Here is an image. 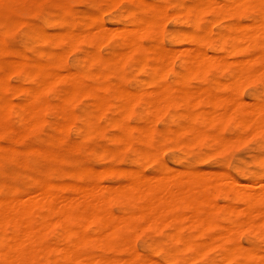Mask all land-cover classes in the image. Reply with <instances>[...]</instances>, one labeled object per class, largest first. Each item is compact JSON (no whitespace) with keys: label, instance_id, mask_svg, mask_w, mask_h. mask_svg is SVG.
Instances as JSON below:
<instances>
[{"label":"rangeland","instance_id":"rangeland-1","mask_svg":"<svg viewBox=\"0 0 264 264\" xmlns=\"http://www.w3.org/2000/svg\"><path fill=\"white\" fill-rule=\"evenodd\" d=\"M115 1L116 0H112V2L111 0H0V76L1 77L4 76L3 79L6 81V83H8V86L5 87V89H3V91L1 92V96L8 99L9 101L11 100L12 102L11 101L10 102L13 104L12 107L8 109L7 111L0 112V144H9L10 146L17 149L18 151L24 152L22 153L23 157L20 163L8 157H6L8 159L0 157V196L4 194H10L14 196L16 195L26 196L28 195V193L33 191L36 185V182L39 180H48L49 182L51 181V183L54 181L56 184L60 182H61L60 184L62 183L65 184V182L67 183L69 181H73V182H77V184L84 183V185H86V184H91V183L93 184L94 182L95 184H97V186H100V187L104 186L103 184L105 183L107 185L111 183V187H113L116 185L115 184L116 182L117 184L119 183L121 185V183H124L125 185V183L127 184L128 182L127 180L130 179L131 174L134 172L144 173L143 175H146V174L150 175L152 173L155 174V172H157L155 176L159 175V173L160 174L164 173L165 175H167L168 172L170 173L171 171L172 173V171H174V169H172L171 166L173 168L176 167L177 170H179V168L184 167L185 169H188V170L189 169L195 170L196 168L195 171H197L199 168L200 171L201 169L204 170L203 173H207L206 170L207 171L209 170V175L211 173L212 175L214 174L215 176L223 172L222 174L217 176L218 178L219 176L220 177H224V175L226 176V178H222V182H221L222 185L219 182V185H221L223 189L224 188L226 189L228 186L231 185L230 179L233 178L235 182H238L239 184L241 183V186L239 185L240 187H243L244 186L243 184H246L248 182L249 183L255 182V184L257 183L255 185L256 189L255 188L252 189L254 192H257L259 190L258 188L261 187V185L259 187V183L260 182H261L260 184L264 183L262 182L264 180V132L261 131L253 135L252 130H250V128H245V129L243 128V131H242L241 126L236 124L233 116H227L226 118L224 117L223 119H220L214 126L213 125H208V127L206 126L207 132H211V131L215 132L218 129V131L215 133L216 134L218 133V135H220L219 138L223 137V138H220V140L224 139L221 141L219 140L218 142H212L209 139H207V137H204V138L199 137L198 139H196L197 137L191 136L190 133L181 132L180 134L177 131L178 129H175L174 132L172 133L173 127L178 128L183 123V121H185L186 119V116L184 113L185 111H182L184 110L182 108V100H180L181 103L179 104L177 103L176 105L175 104L169 105L168 107L170 108L162 107V108H165L164 111L162 108H160V111H158V114L160 113L159 115L156 114L157 112L156 113L152 112L151 114L153 115L154 113L156 117H152L150 113H148V111L151 112L149 107H147L146 105H144V107L142 106L144 104L142 102L143 100H137L136 102L134 101L132 102L133 104L130 102L132 106L131 104H129L130 106L127 105L126 102H125V105L122 103L124 107L121 105V107H119L120 109L121 108L124 109L125 106L130 107V108L128 109L127 107L125 108L129 110V112H127V115L125 113L126 117L124 114H122V116H124L126 119H124L122 116L121 117L128 124L130 123L132 125L133 123L132 125L133 127L135 125L138 126L139 123L141 124L145 122L144 120L146 119L153 122L154 120L151 119L150 117L156 118V120L153 122L154 125L151 124V126L152 125L153 126H152V130L150 131V134L147 140L148 143L146 144L147 149H150L149 155L147 156L148 158L137 155L130 147L128 146L124 147L125 144L122 145V142L114 139V134L116 135L119 132V130L116 126L110 123V119L112 121L111 116L116 117V115L119 114L116 112H120V110H118L119 105H117L119 101L116 100L114 97L113 98L110 97L109 99L110 104L105 109L104 107H102L104 109L103 111L101 109L102 113L99 112L100 110H97L99 109L98 107L96 106L94 107L92 98L88 94L87 95L86 94H83V95L73 94V96H70V98H68L67 96L66 97L67 104H66V107L63 108V107L56 106L55 103H57L60 100V98H57V97H61V95L59 92L55 93L53 91L56 90L57 92L61 90L62 88H65V87L67 88L68 84L66 82L56 83L54 84V89L51 90L52 92L46 91L42 95L43 100L46 98L45 101H47L49 104L52 105L50 106L49 104H45V107L43 106L41 108L42 114L39 113V115H41V119H43L42 121L36 119V121H31L29 123L30 121L29 119L26 118V120H23V117L19 116L18 114L19 110H17L15 103L20 102L23 96L22 94H20L19 92L13 89V85L15 82H16L15 85H17V83L22 84V85H25V84L27 85L29 84V81L27 78L23 80L24 78L21 77L19 70L15 68L10 70V68H8V66L4 64L5 62L4 59H7V58L8 59L15 58V59H19V61L20 60L21 61H33V60L39 59L44 62H49L51 64L52 70L53 71L55 70L57 72H61V71L65 72V71H68L67 69H69V71L72 69L73 71L84 70V75L82 79L83 81H85V83L87 84L90 83V85L95 84V85L104 86L103 84L105 83V85H109L111 87L118 85L125 89L128 88V90L131 89L134 91L136 89V91H141V92L143 91V89L146 88L144 92L146 91L145 93L147 94H143V97H141V99H144V98L148 99V98L154 97L153 96L154 94L152 93V91L153 92L155 91L156 93L158 90H154L155 86H156L155 89H157L162 82H165L166 85L169 87H178L181 84H184L188 89L189 88L194 89V92H196L200 90L201 86L202 87L204 86L203 90L208 87L206 91H210L211 89H214L212 88L214 87V85H215V88L218 87L220 80H222L223 84H225V82H226V85L229 83L230 85L228 84L227 86H231L230 88H233L236 85L235 87L238 88V90L240 91H237L238 92V95H237L236 94L237 92L235 90L236 88L234 87L235 89L233 88L232 91L235 90L234 91L235 96H233V93L232 95L231 93H229V92H232L231 89H229V87H226V85L225 86L222 85L221 83L219 85L220 89L218 88L216 90L217 94L221 93L223 95L222 92L227 93V90H230L228 92V94L230 95L228 96L230 97L233 96L234 100H236L237 98L240 99L239 102H241V100L243 99L242 101L243 104L249 102V104H247L248 106L249 105L251 106L252 102L254 104L256 103V101H261V100L264 101V98H263L264 97V88H263L264 87V70L261 69L262 74L260 73V75H257V73L260 70L259 64L257 63L255 66L257 69L255 68L256 69L255 71L258 70V72L250 74V75L255 74L256 77L253 75V76L248 77L250 78L248 79L247 76L246 77L242 76V79L239 78L240 80H242V82L239 80H238L239 82H237V80L231 77L232 76L231 72L236 70V67H234V66H237L236 64L239 65L241 63H244V62H240V57H242L241 61L243 57L249 58L248 51L236 49L235 52L234 50H232L233 53L231 51L230 54L229 53L227 54V52H229L228 49L220 50L216 42V37L214 36V35H221L222 33H219V32H223V31L225 33L226 32L231 33V29L228 28L227 30H225L227 26L223 28L225 25H228V24L230 25L232 24L231 27H233L235 22L236 24L240 22H244L248 24L247 22L251 19L252 23L255 24V23L261 22L260 20H264V15L262 14L264 10H261V9L258 10L246 2H245L247 4L245 5L246 7H243L244 4L239 2V4H242L240 5L242 6L241 8L238 5V2L236 4L239 7H237L236 4L233 3L235 4L233 8L237 7L236 9H239V10L236 11V9H234L237 12V14L233 13V16H232L228 12L226 13L223 9H221L223 10L221 13L216 12L217 8H215V10L208 9L207 11L202 5L199 7V0H177L182 5H185V4L187 5V3L189 4V2H190V6L193 4V7L191 6V8L195 7L196 10L195 8L194 9L190 8V11L192 12L193 10H195L196 12L198 8L199 10L200 8L201 9L204 8L203 10L205 11L198 10L197 11L198 14L196 15L194 12L193 13L190 12L189 14L184 13V12H182L184 13L182 14L180 12L181 14L177 13L175 15L170 16L169 13L171 14L173 12L174 14V12L177 11L174 0H153L154 2L158 4H163L167 6L166 14L159 17L163 25L159 24L160 26L155 31V33L153 32L152 34H149V35H144V34L139 35L138 40L143 46L151 45V42L153 40L154 42H157L159 45H164L166 49L168 48L169 50H171L170 52L168 51L170 54L173 50L176 51L178 50V48L179 49L181 47L183 48V46L185 47L186 46L188 47L196 46V43L194 41H192L191 43L187 38H185V37H188V35L186 36L185 33L187 31H189V33L190 31H192V33L194 32V34L195 33L201 34L205 31V28H206L208 31H205V33L206 34L209 33L208 35L211 36L209 40H205L202 43V46L206 50L207 54L210 52L213 55L221 54V56H223L222 53H224L223 57L226 58V60L230 59V61H233L231 63L229 60H227V62H229V65H227L228 67L226 66L224 67L223 65L218 64L216 66H212L208 68L207 70H204L205 72H201L200 70L197 69L195 70V72H193L194 74H192L190 71H188V69H186L187 67L185 66V64L183 63L181 59L183 54L189 51L188 47H187L188 50L185 47L184 48L186 50L185 49L178 50L177 51V53L179 52L178 54L173 51L176 54L175 56H173L174 55L173 52H172L173 55L170 54L171 58L173 57L174 58L172 61H169V62H172V65L170 64L171 67L168 64L169 62L167 63L168 64L167 67L168 68L170 67V68L169 69L165 68L167 72L164 70L165 71L164 73L166 74L165 75L163 73L165 75L164 77L161 78L160 76L159 79L158 78L151 79L148 76V74L144 72L143 68H139L138 70H136L135 68L137 66L136 67L134 66L135 67L134 68L133 67L134 64L131 62L123 63L120 66L119 65L116 66V68L111 67L110 69L103 68L102 67L103 65L101 63H98L95 61L88 60L89 62L88 63L84 59L85 57L84 53L88 51L87 49L95 50L94 47L95 48L97 47L96 45L93 46L92 42L88 43L86 41L79 40L77 42H74L76 44L73 45L74 43L68 44L66 42L57 40L55 37H51V39H47V40H39V38H37L35 35H33V37H30L29 35L30 28L43 29L47 32L49 31L57 32L58 30L62 29V27H66V26H71V27L76 28L79 25V20L84 18L85 14L89 12L92 14L95 13L97 17L99 16V20L102 21V24L110 26V27L117 25V28L118 26L127 24V21H128L127 16H128V11H129L127 9L133 8L132 10L134 11V13L138 15L147 14V11L144 9H140L137 5L134 4L133 0H117L116 2ZM224 2H234V0L232 1L224 0ZM248 2L251 3V0H249ZM249 7H251L252 9ZM257 13L258 14L260 13V14L258 15ZM219 14L225 17L220 16L222 17L221 19H218V20L216 19L217 21L211 24V22L214 21V19L217 18ZM261 14L262 16H260ZM35 17H37V19ZM192 17H193L192 19L193 22L192 20H190ZM212 17H215V18H213L212 20L211 19ZM258 17H260L261 19ZM209 18L211 22L208 20ZM160 20H159V23H160ZM41 21H43V23ZM190 23H194V24H190ZM209 24H211V27ZM230 25H228V27H230ZM111 29L115 31L114 27L113 28L111 27L110 30ZM185 30L187 31L185 32ZM183 31L184 33H182ZM216 31L219 34H217ZM20 32H22L21 33L22 35L20 34ZM49 33L53 34V32H49ZM212 36L215 38H213ZM105 39H107L106 42H104ZM102 40L99 42L100 46L98 45L96 49V50H99V53L101 55L109 54L110 52L113 51V49L119 43L118 42L119 39L116 36H110V38L106 37ZM240 42L244 45L243 41H240ZM237 43L240 44L239 42ZM66 44H68V46L72 44L74 47L73 46L70 47L72 48L71 50L68 47V49L70 50L68 52L66 51L67 49L66 50L64 49L65 46H67ZM191 48L193 49L194 47H191ZM57 49L61 51L62 54H63V51L65 50L67 54L64 53V55L61 54L59 56L57 53L58 51L55 52ZM49 50L51 51L50 55H48ZM180 52H183V53L180 55ZM56 54L59 57L58 56L56 57ZM53 56H55L54 60H52ZM78 58L80 60H78ZM171 58L169 59L171 60ZM238 58H239L240 63H236L234 65L233 63L236 62ZM246 58H244V60H246ZM78 61L79 62L81 61V62L79 63ZM56 62L58 64H56ZM92 70L95 71L96 74L95 72L93 73ZM105 70L108 72H106ZM177 71H180V73H177ZM185 72L186 74L190 73L191 75L187 74L188 75V78H187L186 77L187 75L185 74ZM252 72H254V70ZM181 73L182 74L184 73L185 76L183 77ZM179 75L180 77H177ZM182 77H183V81H181L182 79L180 80V78ZM252 77H253V80H252ZM184 78H187V79L185 80ZM176 79L178 81L180 80L181 83L180 81L178 82ZM9 83L11 84L13 83V84L9 85ZM231 83H233L234 86ZM237 83H238V86H237ZM211 84L212 85L214 84V85L212 86ZM221 85H222V88H221ZM240 85L242 86V88ZM147 88L148 89L153 88L152 91L149 89V91H151L150 92L151 94L147 91ZM101 92H104L103 94L105 95H110V93H108L107 91H101ZM148 93H149V96H148ZM79 95H82V96H79ZM195 96H196V99L198 97H200L201 99L202 94H199L198 92H196ZM203 98L204 100L198 99L197 102L195 100V106L192 108L194 110V111L192 110L194 114L196 113L195 110L197 109H199V111L201 110L204 111L206 108L207 109L209 108L207 97L203 95ZM244 99L248 102H245ZM249 99H252L254 101L251 100L250 102ZM90 101L92 104L90 103ZM145 107L146 109L149 108L148 111H146ZM68 108L70 111H68ZM114 109L116 110L114 111ZM67 111L68 113L72 112L71 114L74 115L75 120L70 125H67V127L65 126L63 128V127H60L59 124L62 121L61 116L67 113ZM179 111H182L183 113L181 112L182 114H179L180 113ZM95 112L96 114H94ZM97 112L100 113V116L98 115ZM56 113L57 115H55ZM170 113L172 115H170ZM169 117L171 118L169 119ZM38 119H40L39 116H38ZM105 120H109V121H105ZM86 123H92L93 126L91 127L86 126ZM220 123L222 125L219 126ZM25 124L27 125L26 127L24 126ZM8 125H9V128H8ZM28 126L29 128H27ZM56 126H57V129H56ZM166 126H168L169 128L172 127L171 128L172 130L171 129L169 130V128L168 127L166 128ZM196 126L197 127L200 126V122H197ZM92 127H94V129ZM73 128H77V130ZM241 133L242 134L244 133L245 135H242ZM248 133H251L249 134L250 135L249 137H248ZM233 134H235V136H233ZM131 135L134 140L133 145L141 146V144L137 142L135 139V137L137 136L136 129L132 131ZM236 135L238 137L240 136V138L236 137ZM226 136L227 138H224ZM232 136L235 137L237 140L236 139L232 140L234 141V143L230 142L231 140H229L230 143H227L228 138L229 137L232 138ZM245 136L246 138H244ZM241 137L242 139L246 141L238 140V139H241ZM208 141L210 142L208 143ZM236 141H237L236 143L237 145L235 144ZM221 142L223 144L224 143L227 144V145L224 144V147L226 148H223V144L220 145ZM229 144L231 145L229 146ZM219 145L222 147H219ZM167 150L169 151L167 152ZM152 153L155 155H153ZM200 156L201 157L206 156V157L201 158ZM161 159L163 161H161ZM149 161L151 162L149 163ZM9 164L11 167L9 166ZM167 164L169 165V167L167 166ZM110 166L112 167V169L110 168ZM93 167L95 169L98 168V170L101 172L102 170L104 171V169L100 167L105 168V171L109 167L111 171L110 169H108L107 173L103 172L101 173V175H96L98 170L92 169ZM128 167H130V169H132L133 171L128 170L129 169ZM184 168L182 169L184 170ZM214 169H216L217 171L219 169L220 173L218 171V174H217L216 170H215L216 171L215 173ZM85 170L87 172H85ZM94 170L96 172H94ZM140 173L138 174L140 175ZM171 173L170 175L169 174L168 175L172 176ZM149 175H147V177H149ZM29 177L33 178L34 180ZM227 177L229 178V182H228ZM225 179H226L227 184L230 183V185L225 184L224 182ZM99 184H102V185H99ZM112 184L114 185L112 186ZM107 185H105V187ZM221 186L214 187L215 191H212L214 193L211 192V190H214V189L206 190V192L207 194H209L211 200L213 201L212 202L213 205H214V202L215 204L219 206L221 204V206L218 208L219 210H215L217 208L216 207L217 205L216 206L214 205L215 211L213 210L212 214H214V218L219 225L222 224V226H225L226 223L228 225V222H229L225 218V215L221 213L222 207L225 206V202H227L226 203L227 205L229 204H231V206L232 204L235 205L233 206L235 207V209H237L240 206H241L240 208H242V205L244 203L240 198H237L234 194H232L228 190H225V189L222 190ZM220 188H221V191H220ZM57 191L60 193L67 194L69 193L70 190H68L67 187L62 186V187L57 188ZM107 199L108 200H106V204L108 205L107 207L106 206L105 207L108 208L110 213L112 214L114 213L113 215L115 216L117 213L119 214L121 213L122 214L121 216H124V215H127L129 211L133 212L136 209L135 204L127 199H124L121 197H115V196L111 200L109 199V197ZM263 207H264V202L259 200L256 203V208L262 209ZM178 211L183 214L184 213L187 214L190 210L185 204H181L178 208ZM119 214H117V216ZM242 217L244 218L243 215H241V218ZM136 222H137L136 227H132V228L122 227L119 229V231H117V233L111 235L110 237L111 246L107 249L108 255L110 256L114 255V257H117V258H120L119 256H121V258H123L129 255L127 251V247L132 246V248L134 247L135 250L138 249L137 251L140 253V257L142 260H146L147 258H152L154 261L156 260L157 262L161 264H173L176 261L177 263H184V264H202V263L203 264H218L219 263L216 253H214L213 250H208L206 252L207 256H205L204 258L203 257L194 258L192 257L190 252L180 250L178 242L176 240H173V238L169 234L172 228L169 226V223L166 221H160V222L154 223L156 227L157 226L158 228L160 227L159 229L153 228L154 224L152 223L144 224L142 220H137ZM184 223H187V221L185 220ZM245 224H246L245 222L242 224L244 229L240 225L241 229L240 228H239L240 230L238 229L239 232L236 230L237 231L236 234L239 233L237 234L239 235L238 236L239 240L240 241L242 240L241 243L244 244L245 246H252L258 249L260 248L264 249V224L260 223L261 225H258L256 227H254L251 224H248V226H244ZM137 227L139 228L142 227V228L137 229ZM250 228L252 229V231ZM46 229H44L45 231L43 230L44 232L42 233L43 235L42 239L44 242L48 244H54V243L60 244L63 242L61 237L58 235V233H56L58 232V227L56 225L54 224L48 225V228ZM195 232H196L195 230H190L189 228L182 229L183 234L184 233H195ZM260 233L262 235H260ZM59 240L61 241L59 242ZM128 242L131 246L128 244ZM87 249H89L90 251H93L94 253H97L99 251L98 246L94 244L88 245ZM53 257L55 258V261H56L55 263L51 262V260L49 259L39 258L35 262V264H58V255L56 254ZM213 257H215L214 261L212 260ZM222 262L223 264L233 263L232 261L226 262V260L225 261L223 260Z\"/></svg>","mask_w":264,"mask_h":264},{"label":"bare ground","instance_id":"bare-ground-1","mask_svg":"<svg viewBox=\"0 0 264 264\" xmlns=\"http://www.w3.org/2000/svg\"><path fill=\"white\" fill-rule=\"evenodd\" d=\"M133 1H134V4L137 5L140 9L146 10L147 14L138 15L134 13V11L132 10L133 8L127 9L129 10L128 16H127L128 18L127 24L118 26V28H117V25L111 26L112 28L114 27L115 31H113L112 29L110 30L111 28L110 26L102 24V21L99 20V16L97 17L95 13L92 14L89 12L85 14L84 18L79 20V25L76 28L71 27V26H66V27H62V29L58 31L56 30L57 32L49 31V32H53V34L43 29L30 28L29 35L30 37H33V35H35L37 38H39V40H47V39H51V37H55L57 40L66 42L68 44L82 40L88 43L92 42L93 46L96 45L97 47L99 45V42L102 39L106 37L110 38V36H116L119 39L118 41L119 43L116 45V47L113 49L112 52H110L107 55H101L99 53V50H96L97 47L96 48L94 47L95 50L87 49L88 51L84 53V56H85L84 59L87 62L89 60V61H95V62L101 63L103 65L102 67L105 69H110L111 67L116 68V66L118 65L120 66L123 63L131 62L134 64L133 67L134 66L138 67V68L134 67L136 70H138L139 68H143L144 72L147 73L151 79H157V78L159 79L160 76L162 78L166 75L164 72L165 71L167 72L165 68H168L167 67L168 64L172 65V62H169V61H172L174 58V57L171 58V55H170L172 54L174 50L169 54L171 50H169L168 48L167 50L164 45H159L157 42H154L153 40L151 42V45L143 46L139 42L138 37L140 34L149 35V34H152L153 32L155 33V31L159 28V26L163 25L159 17L166 14L167 6L163 4H158L154 2L153 0H133ZM248 1L249 0H238V1L234 0V2H224L223 0L222 2V0L220 1L219 0H199V7L202 5L207 11L208 9L215 10V8H217L216 9L217 13H221L224 10L226 13L228 12L232 16H233V13L237 14L236 11L239 9H236V8L242 5V4H239V2L244 4L243 7H246L245 5H247L246 3H248L258 10L260 9L264 10V0H251V3H249ZM237 2L239 6H237L236 4ZM174 3H175V7L177 11L174 12V14L173 12L171 14L169 13L170 16L175 15L177 13L181 14L182 12L188 13V14L190 12L191 13L194 12L195 15L198 14L197 11L199 10V8L196 12H195L196 10L195 7H194L195 10H193V12L190 11L191 6L193 7V4L190 6V2L189 4L187 3V5L186 4L182 5L177 0H174ZM233 3H235L237 7L233 8V6H235V4ZM241 7L242 6H240V8ZM194 8H191V9H194ZM203 9L200 8L199 11ZM234 9H236V11ZM262 14L264 15V11ZM262 14L260 16H262ZM220 16L225 17L219 14L218 16L219 18L218 17L211 18L212 20L213 18H215L214 21L211 22L210 18L208 20L212 24L213 22H216L218 19H221L222 17ZM35 18L37 19V17ZM192 19L193 17L190 20ZM159 20H160V23H159ZM249 21L247 22L248 24L244 22H240L241 24L240 23L236 24L235 22L236 25L234 24L235 26L233 25V27H231L232 24L231 25L228 24L230 25V27L224 24L225 26L223 25L224 26L223 28L227 26L225 30H227L228 28L231 29V33L229 32L225 33L223 31V32H219V33H222L221 35H214L216 37V42H217L219 49L220 50L228 49L229 52H227V54L228 53L230 54L232 50H234L235 52L236 49L248 51L249 53L248 55L249 58L243 57L241 61L242 57H240V62H244V63H241L239 65L236 64V63H240L239 58L237 59L236 62L233 63L234 65L236 64L237 66H234L236 67V70L231 72L232 73L231 77L237 80V82L239 81L242 82V80L239 79V78L242 79V76H245V77L247 76V78L253 75L255 76V74L253 75H250V74L258 72V70L255 71L257 69L255 67L257 63L259 64V67H260V70L257 73V75H260V73L262 74L261 69L264 70V25H263L264 20H260L261 22L257 21L259 23H255V24L252 23L251 19ZM41 22L43 23V21ZM190 24H194V23H190ZM211 24H209L210 27H211ZM186 31L187 30H185V32ZM205 31H208V30L205 28ZM205 31L201 34L200 33L194 34V32L192 33V31H190L191 33L190 34L189 31H187L185 34L186 36L188 35V37H185V38H187L191 43L192 41H194L196 43V46H190V47L183 46V48L180 46L181 50H184L185 48L187 49V47L189 49V51L187 52L185 51L186 53L183 54L181 59L183 63L185 64V66L187 67L186 69H188V71H190L192 74H194L193 72H195V70L197 69L200 70L201 72H205L204 70H207L208 68L212 66H216L218 64H221L224 67L225 66L228 67L227 65H229V62H227V60L230 61V59L226 60V58L223 57L224 53H222L223 56H221V54H218V55L214 54L215 55L214 56L210 52L207 54L206 50L202 46V43L205 40H209L211 36L208 35L209 33L206 34ZM21 33L22 32H20V34ZM182 33H184V31ZM106 40L107 39H105L104 42H106ZM240 41H243L244 45ZM237 42H239L240 44H238ZM68 44H66L67 46H65L64 49L65 50L67 49L66 51L69 52L72 49L70 47H72L76 43H74L73 45L71 44L69 46ZM68 47L70 48V50L68 49ZM191 47H194V48L192 49ZM180 49L178 48V50ZM65 50L63 51V54L58 49L55 52L58 51L57 53L60 56L61 54L64 55V53L67 54ZM178 50L174 52L177 53ZM50 52L51 51L49 50L48 55H50ZM174 52H173L174 55L172 54L173 56L176 55ZM182 53L183 52H180V55ZM58 55L56 54V57ZM169 58H171V60ZM244 58H246V60H244ZM9 59L8 58L4 59L5 60L4 64L8 66L10 70L13 68L19 70L21 77L24 78L23 80L27 78L29 81V84L27 85L26 84L22 85L19 83L15 85L16 82L13 85V89L19 92L20 94H22L23 96L20 102L15 103L17 110H19L18 114L19 116L23 117V120H26L27 118L30 120L29 123L31 121H36V119L40 121L43 120L41 119V115H39V113H41L42 111L41 108L43 106L45 107V104H49V103L45 101L46 98L43 100L42 95L46 91L49 92L53 90L54 84L56 83L66 82L68 84L67 88L66 87L62 88L61 90L57 92L56 90L53 91L55 93H58V92L60 93L61 97L56 96L57 98H60V100L55 104L56 106L63 107V108H65L67 104V100H66L67 96L68 98H70V96H73V94H82V95L88 94L92 98L94 107L95 106L98 107L99 109L97 110H100L99 112L102 113V111L110 104V101H109L110 97L111 98L114 97L116 100L120 102V104L119 102L117 104L119 105L118 110H120V112H116V113H119L118 114L119 116L118 115H116V117L111 116L112 121L110 119V123L116 126L119 130V132L116 135L114 134V139L122 142V145L125 144L124 147L125 146L130 147L137 155L141 157H147L149 155L150 149H147L146 144L148 143L147 140H148L150 131L152 130V126L154 125L153 122L156 120V118H152V117H156L154 113L157 112L156 114H158V111H160V108L162 107L167 108L169 105H173V104L176 105L177 103L179 104L181 103L180 100H182V108L184 109L182 111H185L184 113H185L186 119L185 121H183L182 124L180 123L181 125L179 124L180 126L178 128L173 127L172 133L174 132L175 129H178L177 131L180 134L181 132H186V133H190V135L193 137H197L196 139H198L199 137H202V138L207 137V139H209L212 142H218L220 138H223V137L219 138L220 135H218V133L217 134L215 133L218 131L217 129L218 127L216 126L217 128L215 129H217V131L215 132L211 130H210L211 132H207L206 126L207 127L208 125L214 126L220 119H223L224 117L226 118L227 116H233L236 124L241 126L242 131H243V128L244 129L250 128V130H252L253 135L261 131L264 132V101L263 100L256 101V103L254 104L252 102V105L248 106L247 104H249V102L246 101L245 99H244L245 102H248V103L244 102L245 104H243L242 102L243 99L241 100V102H239L240 99H238L237 96H236L237 99L234 100V97H233L235 96L234 91L236 90L237 92L240 90H238V88L235 87L236 85L234 86L233 83L231 84L236 88L235 89L233 87L235 89L234 91H232L233 88H230L231 86H227L229 83L227 85H226V82L225 84H223L222 80H220V83L218 82L219 85L222 83V85L224 86L226 85V87H229V89H231L232 92H229L230 90H227V93L222 92L223 95L226 97H224L221 93L220 94L216 93V90L220 87L219 85L218 87L215 88V85L213 84L214 87L212 88L214 89H211V90L209 89L210 91H206V89L208 88L207 87L206 89H204L205 92L203 90L204 86L203 87L199 86L200 90L198 89L199 91H196V92H198L199 94H202L201 99L203 100H204L203 95L207 97L209 108L208 109L206 108L204 111L201 110L203 108L200 109L201 111L197 109L195 110L196 113L194 114L192 112L193 110L192 108L195 106V100L197 102L198 99H200V97L197 96L198 98L196 99V96H195L196 92H194V89H191V88L188 89L184 84H181L178 87H169L166 85L165 82H162L163 84L161 83L157 89H155L156 88L155 86L154 90H158L156 93L155 91L154 92L152 91L153 88H149L154 94L153 95L154 97H151L148 99H145V98L141 99V97H143V94H147L145 93L146 91L144 92L146 88L143 89V91L141 92V91H136V89L134 91L131 89L128 90V88L125 89L118 85L111 87L109 85H105V83L103 84L104 86L95 85V84L90 85V83L87 84L82 79L84 75V70L73 71L72 69L69 71V69H67L68 71H65L66 73L64 71L57 72L55 70L54 71L52 70L51 64L49 62H44L39 59H36L33 61H21V60L19 61V59H15V58H9ZM54 59H55V56H53L52 60ZM78 60L80 59L78 58ZM230 62L232 63L233 61H230ZM56 64L58 63L56 62ZM253 70L254 72H252ZM94 72L95 71H93V73ZM177 73H180V71H177ZM181 75L183 77L185 76L184 73L183 74L181 73ZM188 75H191V74L189 73ZM188 75L186 76L187 78H188ZM3 77L0 76V112L7 111L13 105L11 103L12 102L11 100L10 102L8 99L1 96V92L3 91V89H5V87L8 86V83H6ZM177 77H180V75ZM183 77L180 78V80L182 79L181 81H183ZM187 78H184V79L186 80ZM252 80H253V77H252ZM10 84L11 83H9V85ZM222 85H221V88H222ZM237 86H238V83H237ZM149 89L147 88V91L150 93L151 91H149ZM101 91H107L108 93H110V95H105L103 94L104 92H101ZM228 92L231 93V95L233 93V96H231L233 98L228 96L230 95L228 94ZM149 93H148V96H149ZM236 94L238 95V92ZM82 95H79V96H82ZM137 100H143L142 102L144 104L142 106L144 107V105H146L147 107L150 108L151 112L148 111L149 108L146 109L145 107L146 111H148V113H150V115L152 116L150 118L153 119L154 121L151 122L146 119L144 120L145 122L141 124L139 123L138 126L135 125L133 127L132 126L133 123L131 125L130 123L128 124L124 120L126 119L125 117L127 115V112H129V110L127 109L130 107L125 106V108L127 107V109L124 108L126 111L123 108L120 109L119 107H121L122 103L125 105V102H126V104L129 105L134 101L136 102ZM249 100L251 102L252 99H249ZM49 105L52 106L51 104ZM102 107H104V109ZM165 108H162L163 111L165 110ZM115 110L116 109H114V111ZM68 111H70L69 108H68ZM68 111L67 113L63 114V116H61L62 121L59 124L60 127H63V128L65 126L67 127V125H70L75 120L74 115L71 114L72 112L68 113ZM182 111H179L180 112L179 114H182L183 113ZM152 112H154L153 113L154 116L151 114ZM100 113H98L99 116H100ZM94 114H96V112ZM122 114H124L125 117L122 116ZM55 115H57V113ZM170 115L172 114L170 113ZM38 116L40 117V119H38ZM170 118L171 117H169V119ZM105 121H109V120H105ZM197 122H200V126L198 127L196 126ZM151 124L153 125L151 126ZM220 125L222 124L220 123L219 126ZM24 126L26 127L27 125L25 124ZM86 126L91 127L93 126V124L86 123ZM167 127L168 126H166V128ZM8 128H9V125H8ZM27 128H29V126ZM92 128L94 129V127ZM171 128H169V130ZM56 129H57V126H56ZM73 129L77 130V128H73ZM134 129L137 130V136L135 137V139L137 142L141 144V146L133 145L134 140H133L131 133ZM235 134H233V136H235ZM249 134L251 133H248V137L250 136ZM237 135L236 137H238ZM242 135H245V134L243 133ZM233 136L232 138L230 137L228 138L227 143H230V142L234 143V141L232 140H235L236 138ZM240 136L238 138H240ZM242 137L241 139H238V140L246 141L242 139ZM224 138H227V136ZM244 138H246V136ZM221 140H224V139H221ZM229 140L231 141L229 142ZM210 141H208V143ZM222 142L220 145L223 144ZM236 143L237 141L235 142V144ZM224 144H223V148H226L224 147ZM220 145L219 147H222ZM230 145L231 144H229V146ZM168 151L169 150H167V152ZM22 153L24 152L18 151L17 149L13 148L9 144H0V157L2 158L8 157L20 163L23 157ZM204 157H201V158H204ZM161 161L163 160L161 159ZM150 162L151 161H149V163ZM167 166L169 167L168 164ZM100 168L104 169V171L102 170L101 172L98 170V168L95 169L94 167L92 169L98 170L96 175H101V173L103 172L107 173L108 169L110 168L112 169L111 166L110 168L108 167L106 171H105V168L103 167H100ZM128 168H129L128 170L133 171L132 169H130V167ZM171 168L174 169L172 173L170 171L172 176H169L170 175L169 172H168L169 175L167 174L168 176L165 175L164 173L163 174L159 173V175L155 176L157 172H155V174L154 173L150 174L151 176L146 173H145L146 175H143L144 173L134 172L131 174L130 179L127 180L128 181L127 184L125 183L124 185V183H121L120 185L119 183L117 184L116 182L115 184L117 186L116 185L113 186L114 184H112L113 187H111V183H109L108 185L105 183L103 184L104 186L100 187V186H97V184H95L94 182L93 184L91 183V184H86V185H84V183L77 184V182H73V181H69L67 183L65 182V184L63 183L60 184L61 182L56 184L54 181H53L54 183L53 182L51 183V181L49 182L48 180H39L36 182V185L33 191L28 193V195L26 196L24 195L14 196L10 194L1 195L0 196V264H35V262L39 258L49 259L51 260V262L55 263L56 261L53 256H55L56 254L58 255V264H161L157 262L156 260L154 261L152 258H147L146 260H142L140 257V253L137 251L138 249L135 250L134 247L132 248L129 242L128 244L131 247H127V251L129 253L128 256H125L123 258L119 256L120 258H117V257H114V255L110 256L107 254V249L111 246V243H110L111 235L117 233V231H119V229L122 227L123 228L136 227L137 220H142L144 224L146 223L154 224L160 221L168 222L169 226L172 228L169 234L173 238V240H176L178 242L180 250L190 252L192 257L194 258H197V257L204 258L205 256H207L206 252L208 250H213L214 253H216L217 259L219 260L218 264H221V263L223 264L222 262L223 260L224 261L226 260V262L232 261L233 262L232 264H264V249L262 248L258 249L252 246H245L244 244L241 243L242 240L241 241L239 240V237H238L239 235H237L239 233L236 234V232L240 228V225L242 226L244 222L246 223L244 226H248V224H251L254 227H256L258 225L264 224V207L262 209L256 208V203L259 200L264 202V183L260 184L261 182L260 183L258 182L259 187L260 185L261 187L258 188L259 189L258 191L256 190L257 192H254L252 189L255 188V185L257 184V183L255 184V182L254 183L248 182L246 184L242 183L244 186L240 187L241 183L239 184L238 182H235L233 178H232L233 180L230 179L231 185L230 183L227 184L226 179H225L224 181L225 184L230 185V186H228L229 188L226 186L227 188L226 189L224 188V189L234 194L237 198H240L244 203V204L242 203L244 207L242 205V208H240L241 207L240 206L238 207L239 208L238 210L237 206H236L237 209H235V207H233L235 205L232 204L231 206V204L229 203H228L229 205H227L226 204L227 202H225V206L222 207L221 213L225 215V218L229 222H228V225L226 223L225 226H222V224L219 225L217 223V221L214 218V214H212L213 210L215 209L214 205L216 206L217 204H215L214 202V205H213L212 203L213 201L211 200L209 194H207L206 190L214 189V187L216 186L220 187L222 185L221 183L222 178H226V176L224 174H223L224 177L219 176L218 178L217 176L222 174L223 172L220 173V170L218 169L220 173L218 174V171L214 169V172L216 173L217 171L218 175L215 176L214 174L212 175L210 173L211 175L210 177L209 170L207 171L206 169L205 170L207 173H203L204 170L201 169L203 173L202 175L199 168L197 171H195L196 168L195 170L193 169L188 170V169H185L184 167H182L184 168V170L182 168H179V170H177L176 167L173 168L172 166ZM95 170L94 172H96ZM85 172L87 171L85 170ZM138 173H140V175ZM206 174L208 177L206 176ZM147 175H149V177H147ZM219 182L221 183V185H219ZM228 182H229V178H228ZM262 182H264V180ZM99 185H102V184H99ZM105 185L107 186L110 185V186L105 187ZM62 186L67 187L68 190H70L69 193L64 194V193L58 192L57 188L62 187ZM221 188L222 190H224L222 186ZM221 188H220V191H221ZM212 191H215V189L211 190V192ZM114 196L121 197V198H124V199H127L133 202L136 206L135 211L133 212L129 211V213L127 211L128 214L125 213L127 215H124V216H121L122 215L121 213L120 214L117 213L120 216L119 215L117 216V214L115 216L113 215L114 213L113 214L110 213L108 208H106L108 205L106 204V200H108L107 199L108 197L111 200ZM181 204H185L189 208L190 211L188 212L189 214L187 213L188 215L186 213H184L185 214L184 215L183 213L178 211V208ZM220 206L217 205L216 206L217 208L215 210H219L218 208ZM241 215H243L244 218L243 217L241 218ZM185 220L187 221V223H184ZM51 224H54L58 227V232L56 233H58V235L61 237L63 241L62 243L48 244L43 241L42 233L45 231L44 229L48 228V225H51ZM138 228L139 227H137V229ZM153 228H158V226L156 227L154 224ZM183 228H189L190 230H195L196 232L183 234L182 233ZM260 235L262 234L260 233ZM60 241L61 240H59V242ZM90 244H94L98 246L99 251L97 253H94L93 251H90L89 249H87V246ZM215 257L212 258L213 261L215 260ZM173 264H184V263H177L176 261Z\"/></svg>","mask_w":264,"mask_h":264}]
</instances>
